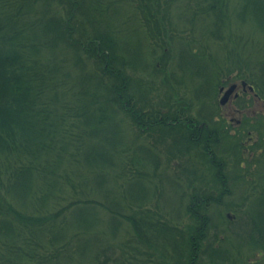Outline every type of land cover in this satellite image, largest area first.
<instances>
[{
    "label": "trees",
    "instance_id": "1",
    "mask_svg": "<svg viewBox=\"0 0 264 264\" xmlns=\"http://www.w3.org/2000/svg\"><path fill=\"white\" fill-rule=\"evenodd\" d=\"M250 98L264 0H0V264H252Z\"/></svg>",
    "mask_w": 264,
    "mask_h": 264
},
{
    "label": "rangeland",
    "instance_id": "2",
    "mask_svg": "<svg viewBox=\"0 0 264 264\" xmlns=\"http://www.w3.org/2000/svg\"><path fill=\"white\" fill-rule=\"evenodd\" d=\"M239 84L241 83V81L238 82ZM233 84V83H232ZM231 86V84L229 86H227L226 88H229ZM224 92L220 94L219 99H222L224 96ZM253 97V95H252ZM229 99V98H228ZM223 104L222 102V112L226 115L228 121L233 125H238V119L243 118L242 116L245 115L244 113L246 111L244 110H239L238 109V105L236 104V102L232 99L228 100ZM252 102H246L244 103V105L249 106L248 108V117L252 116L253 114L256 115L258 112H261L264 114V102H262L260 99H252ZM221 101V100H220ZM250 113V114H249ZM253 115V116H254ZM245 118V117H244ZM230 216L232 217L233 215L230 214ZM233 218V217H232ZM252 264H264V255L263 252H260L258 255H256V257H252L249 259Z\"/></svg>",
    "mask_w": 264,
    "mask_h": 264
},
{
    "label": "flooded vegetation",
    "instance_id": "3",
    "mask_svg": "<svg viewBox=\"0 0 264 264\" xmlns=\"http://www.w3.org/2000/svg\"><path fill=\"white\" fill-rule=\"evenodd\" d=\"M234 84V83H233ZM232 85V84H231ZM226 87H224V88H222V93L224 92H226ZM249 91H251L250 90V87H249V85H245V84H243V83H236V88L234 89V91L229 95V99L228 100H230V99H232V100H235V99H237L239 96H241V95H244V93H247V92H249ZM238 121V124H240L241 123V120L240 119H238L237 120Z\"/></svg>",
    "mask_w": 264,
    "mask_h": 264
},
{
    "label": "water",
    "instance_id": "4",
    "mask_svg": "<svg viewBox=\"0 0 264 264\" xmlns=\"http://www.w3.org/2000/svg\"><path fill=\"white\" fill-rule=\"evenodd\" d=\"M243 84L247 85L246 82H243ZM249 87H250L251 91H254V87L253 86H249ZM235 88H236V83L232 84L229 88L226 89V92H225L223 98L221 99V102L223 104L227 101L229 95L234 91Z\"/></svg>",
    "mask_w": 264,
    "mask_h": 264
}]
</instances>
